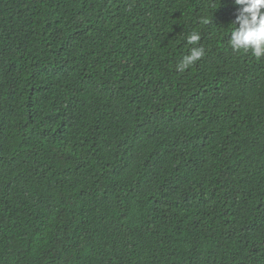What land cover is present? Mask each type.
Masks as SVG:
<instances>
[{"label":"trees","instance_id":"16d2710c","mask_svg":"<svg viewBox=\"0 0 264 264\" xmlns=\"http://www.w3.org/2000/svg\"><path fill=\"white\" fill-rule=\"evenodd\" d=\"M237 7L0 0V264H264V58L231 49Z\"/></svg>","mask_w":264,"mask_h":264},{"label":"clouds","instance_id":"9594fccd","mask_svg":"<svg viewBox=\"0 0 264 264\" xmlns=\"http://www.w3.org/2000/svg\"><path fill=\"white\" fill-rule=\"evenodd\" d=\"M238 6L234 26L230 31L229 45L234 52L251 53L255 58H264V0H233ZM200 36L192 32L187 36L189 47L176 65L179 72H184L205 54L203 46L198 44Z\"/></svg>","mask_w":264,"mask_h":264}]
</instances>
